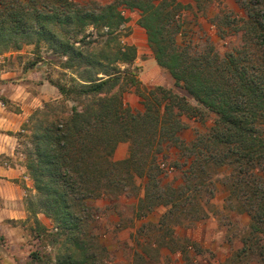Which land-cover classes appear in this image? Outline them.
Instances as JSON below:
<instances>
[{
    "label": "trees",
    "instance_id": "obj_1",
    "mask_svg": "<svg viewBox=\"0 0 264 264\" xmlns=\"http://www.w3.org/2000/svg\"><path fill=\"white\" fill-rule=\"evenodd\" d=\"M14 1L0 2V55L19 51L25 43L38 46L47 41L53 45L56 36L46 23L58 19L66 24L70 6H87L62 0L52 19L41 9L28 6L27 0ZM157 1L113 0L102 7L98 17H87L93 19L95 29L116 28L129 22L122 9L139 11L138 25L147 33L157 64L173 78L174 88L142 90L128 69L136 59L134 46H120L123 70L95 73L90 69V53L77 49L78 42L62 47L59 55L66 59L62 67L76 78L71 86H54L67 102L75 104L68 112L55 104L36 112L26 164L39 210L56 225L52 235H45L44 228L35 232L38 240L50 238L55 252H30L27 264H95L91 232L99 227L100 210L93 203L104 199L116 208L121 197L137 198L136 192L128 191L135 178L148 179L138 217L163 205L171 208L165 221L180 223L178 216L202 201L209 190L206 181L213 168L225 174L226 201L249 217L234 259L264 264V59L256 65L239 51L223 56L213 51L193 54L188 46L191 40L180 38L179 32L176 36L168 33L174 10ZM238 1L247 13L242 18L244 32L253 36L264 54V0ZM80 21L82 29L90 25L84 18ZM126 80L143 99V112H133L124 103L125 91L120 86ZM199 113L213 114V126L197 132L191 142H182L183 117L196 118ZM122 142L131 144L130 156L114 162L113 154ZM165 147L178 150L172 161L181 176L177 185L175 179L165 183L160 172H153L158 170L157 158ZM155 150L151 163L147 158ZM134 166L140 168L133 171Z\"/></svg>",
    "mask_w": 264,
    "mask_h": 264
},
{
    "label": "rangeland",
    "instance_id": "obj_2",
    "mask_svg": "<svg viewBox=\"0 0 264 264\" xmlns=\"http://www.w3.org/2000/svg\"><path fill=\"white\" fill-rule=\"evenodd\" d=\"M71 1L83 2L87 6L80 9L76 6H70L67 12L70 17L66 24L59 23L58 19L46 23L47 28L56 36L53 45L47 41H42L38 46L25 43L19 51L12 49L0 55V166L23 165L26 168L28 152L32 148L29 137L32 135V128L37 122L35 115L38 110H42L46 104H55L66 108L68 112L75 104L74 102H67L62 96L42 105H37L36 100L41 94V90L44 94L52 96L53 89L58 90L54 86L57 83L73 85L71 80L76 78V75L62 67L66 59H62L59 55L67 42H78L77 49L87 50L90 53L89 65L93 73L101 70L114 72L113 70H117V68L123 70L125 67L119 60L122 58L119 54L120 46L126 44L136 46L139 50L138 56L136 55L132 68H126L132 71L131 75L137 81V78H140L145 71L144 66L146 64H143L144 61L148 60L149 55L154 53L148 42L147 33L138 25L140 19L138 11H134L130 15L129 22L125 26L104 29L96 27L95 29L91 25L93 19L88 18L87 15L94 14V17H98L102 7L112 3L113 0ZM0 2L5 5L16 3L14 0H0ZM27 2L28 6L41 9L45 14L44 16H49L52 19L57 8L62 5V0H34L33 2L27 0ZM157 2L165 4L169 10H174V19L171 21L173 26L168 27V33H171V36H176L179 32L180 38L191 40L188 46L189 51L193 54L196 52L197 55L203 56L213 51L215 54L223 56L230 52L239 51L244 58L254 60L256 65L262 63L264 59L263 48L257 45L252 35L244 32L245 23L242 18L247 13L238 0H158ZM80 18H84L85 22L90 25L82 29ZM147 71L150 72L151 69L148 68ZM162 72L163 75L160 80L167 83L166 78L170 74L168 71ZM99 77H103V75L101 74ZM128 84L129 81L126 80L120 88L128 92L130 89ZM166 88L174 87L167 86ZM177 91L185 95L183 90ZM133 99L132 102L135 105L137 98L134 97ZM134 112H139V110L135 109ZM25 113L27 117L23 121ZM184 119L187 120L186 123L184 122L185 129L191 138L197 132L206 131L213 126L215 116L199 113L196 118L185 117ZM145 152L148 153V151ZM155 153L156 150L147 158L151 163L156 156ZM162 163L165 164V168L162 167ZM138 167L140 168V166H134L132 170L136 171ZM157 167L158 170L153 169V172H160L165 179H175L176 181L181 178L179 170L176 169L177 167L173 165L171 160H159ZM167 169L172 171L169 172ZM24 176H28L30 178L28 182L33 183L27 169ZM210 176V179L206 181L209 190L201 197L202 201L192 204L188 209L189 211L181 216L177 215L182 225L181 232L187 236L186 241L184 240L185 242L180 244L185 250L183 255L187 256L188 264H246V259L241 258L239 261L233 256L242 246L241 238L248 229L249 217L239 213L235 204L226 201L228 193L224 185L225 174L219 173L213 168ZM138 181L139 178H135L133 185L128 188L130 193L138 192ZM211 191L213 195H210ZM38 200L35 190L34 193L23 198L26 212V217L23 220L11 221L5 219L6 215H0V264H3V259L7 256L14 259V264H27L30 252L37 251L43 255L55 252V245L51 243L50 238L38 240L35 232V230L44 228L46 230L45 235L48 236V234L52 235L56 231L53 219L39 210ZM101 210L106 212L105 216L108 217L113 207L106 206ZM36 212L38 213L36 214ZM126 222L129 221L127 219L122 220L119 223V229L127 224ZM171 222L167 228L160 232L164 233L165 240L172 239L169 242L170 247L175 249L177 243L173 241V231H171L175 222ZM14 227H20L25 235L24 240L20 244L15 243V246L12 245L14 243H9L16 240L15 235L11 233V229ZM118 231L111 229L110 226L104 233L101 232L100 226L93 227L92 232L90 231L94 237V249L92 251L95 255V264H116V256L108 248L110 246L116 247L115 240H111L113 236L111 233L115 234ZM119 245L122 246L123 244L120 243ZM124 245L129 248L127 244ZM121 246H119L120 250L124 251L122 254L128 256V248L123 249ZM143 248L152 253L153 249L155 250L157 247L155 248L145 242ZM121 251H119V257ZM129 254L131 257L132 254Z\"/></svg>",
    "mask_w": 264,
    "mask_h": 264
},
{
    "label": "crops",
    "instance_id": "obj_3",
    "mask_svg": "<svg viewBox=\"0 0 264 264\" xmlns=\"http://www.w3.org/2000/svg\"><path fill=\"white\" fill-rule=\"evenodd\" d=\"M132 13L134 12H131V15ZM134 47L137 50V47ZM138 51L139 50H137V56ZM143 64H146V66H144L145 71H143V74H141L140 78H137L142 90L155 88L154 86L174 87L175 82L171 76H168V78H166V80H168L167 83L160 80L161 76L163 75L162 71L167 70L163 69L157 64L154 53L151 56L149 55L148 60L144 61ZM148 68L151 69V73L147 71ZM44 86L45 85L43 84V87ZM51 93L52 96L44 94L43 90H41V94L36 99L38 103L37 105H42L45 102L59 99L61 96L59 91L56 89H53ZM134 97L137 98V100L135 101L137 105H134V102H132L134 101ZM124 103L127 105V107L131 108L133 112L135 111V109L139 110V112L144 111L143 99L137 92L136 87H130L129 91L124 93ZM24 115L25 116L23 117V121L27 117L26 113ZM184 118L185 117H183V122L187 121ZM184 130L180 132L179 138L182 142L189 143L195 138L196 134L194 135V137L190 138L188 136V131L186 129ZM130 152L131 144L129 142L120 143L113 154V161L121 162L126 160L130 156ZM175 153H178V150L176 148L165 147L162 153L158 156L159 158L157 160L168 159L173 161L176 158ZM25 174L26 168L23 165H15L14 167L0 166V215H6L5 219L11 221H20L25 219L26 217L23 198L31 193H34V190L33 183L23 180ZM167 181L171 182L174 180L166 179V181L164 182L166 183ZM147 182V178H139L137 187L138 192H136L137 198L133 197L134 195H131L130 197H121L120 202L116 208L114 207L115 203L112 204L111 202H108L104 199L96 200L93 203V205L100 210L99 214H101V216L99 219V226L101 228V232L104 233L106 229H108V226H110L111 229H115V231L119 230L118 233H111V235H113L111 237V240H115L116 247L110 246L108 249L114 253V256H116V264H188L187 256L185 254L183 255L185 250H183L182 246H180V244H183L186 241L185 239H187V236L183 235L181 232V223H173V228H171V231H173V241H175L178 245H176L175 249H171L170 247L171 245L169 242L172 239L168 238L167 240H165L164 233L160 232L167 228L170 223L167 221L165 223V216L171 209L170 206H156L142 217H138V206L140 204V201L145 198V186ZM174 182H176V185L179 184L180 178ZM105 205L108 207H113V210L110 211L111 214L108 217L105 216L106 212L104 213L101 210V208L106 207ZM124 219H127L129 222H126L127 224H124V226L119 229V223ZM115 227H117L118 229H116ZM11 233L16 237V240L14 239L15 241L9 242L10 244L14 243L12 244L13 246L16 245L15 243L20 244V242L24 240L25 235L23 234V230L20 227L12 228ZM145 242L157 248L155 250L153 249V252L150 253L143 248ZM120 243L123 245H119ZM124 244H127L129 248ZM119 246H121L123 249L128 248L127 251H129L132 256L130 257L129 253L128 256L122 254L124 251L122 250V252ZM119 251H121V258L119 257ZM7 257L3 259V264H14V259H12L11 257Z\"/></svg>",
    "mask_w": 264,
    "mask_h": 264
},
{
    "label": "built area",
    "instance_id": "obj_4",
    "mask_svg": "<svg viewBox=\"0 0 264 264\" xmlns=\"http://www.w3.org/2000/svg\"><path fill=\"white\" fill-rule=\"evenodd\" d=\"M121 14H122L123 16L129 18L130 15H131V12L128 11L127 9H122V10H121ZM162 167L165 168V164H162ZM167 171L171 172L172 170L167 169ZM29 179H30V178H29L28 176H24V180H25V181H29Z\"/></svg>",
    "mask_w": 264,
    "mask_h": 264
}]
</instances>
